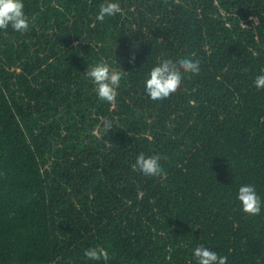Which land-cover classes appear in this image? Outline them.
Wrapping results in <instances>:
<instances>
[{"label":"trees","instance_id":"trees-1","mask_svg":"<svg viewBox=\"0 0 264 264\" xmlns=\"http://www.w3.org/2000/svg\"><path fill=\"white\" fill-rule=\"evenodd\" d=\"M107 2L121 11L99 21ZM23 3L29 28L0 29V264H197L200 245L264 264V0ZM185 57L199 73L152 100V67ZM101 60L123 73L115 104L87 76Z\"/></svg>","mask_w":264,"mask_h":264},{"label":"clouds","instance_id":"clouds-1","mask_svg":"<svg viewBox=\"0 0 264 264\" xmlns=\"http://www.w3.org/2000/svg\"><path fill=\"white\" fill-rule=\"evenodd\" d=\"M121 11L120 5L116 2H107L100 5L97 20L103 21L106 16L111 17ZM254 19V17H251ZM11 25L17 32L26 31L29 28V20L24 12L23 0H0V29H7ZM135 55L130 59L134 63ZM200 60L192 57H185L177 61L172 59H162L156 66L152 67L148 78L145 80V90L152 100H163L176 93L184 78V74H198L200 71ZM87 76L96 86L95 90L100 100L109 104H115L117 97V88L122 79L123 73L112 69L107 61L92 65L87 69ZM256 88H264V74L255 78ZM106 132L112 128L111 120L102 121ZM161 157L159 154L146 156L140 153L135 161L134 169H138L142 174L149 177H166V172L162 168ZM238 200L241 202L242 210L255 216L261 212V198L257 194L255 187L251 184L241 185L238 191ZM86 256L93 260L105 261L109 259L108 251L104 248L96 247L86 250ZM197 264H227V257L219 255L203 245L194 249L193 252Z\"/></svg>","mask_w":264,"mask_h":264}]
</instances>
